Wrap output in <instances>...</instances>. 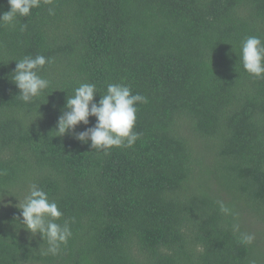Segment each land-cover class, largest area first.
Returning a JSON list of instances; mask_svg holds the SVG:
<instances>
[{
	"label": "trees",
	"instance_id": "16d2710c",
	"mask_svg": "<svg viewBox=\"0 0 264 264\" xmlns=\"http://www.w3.org/2000/svg\"><path fill=\"white\" fill-rule=\"evenodd\" d=\"M248 36L264 41V0H41L0 24V264H264V79L239 60ZM36 55L50 85L26 104L11 75ZM81 83L97 102L110 83L146 98L132 147L56 136ZM32 183L70 223L57 255L20 224Z\"/></svg>",
	"mask_w": 264,
	"mask_h": 264
},
{
	"label": "clouds",
	"instance_id": "9594fccd",
	"mask_svg": "<svg viewBox=\"0 0 264 264\" xmlns=\"http://www.w3.org/2000/svg\"><path fill=\"white\" fill-rule=\"evenodd\" d=\"M7 2L10 10L0 14V24L11 25L17 17H28L32 9L39 8L41 4V0H7ZM48 14L54 15V9L50 7ZM239 60L248 74L264 79V41L260 37L248 36L242 40ZM51 62V58L43 55L25 56L16 61L11 80L19 89L17 96L21 101L26 104L31 103L49 87L50 81L38 72ZM97 92L95 84L81 83L73 90L72 96H67L65 110L58 117L54 130L58 133L56 136L74 132L75 139L82 143L90 141V146L95 150L132 147L141 135L133 130L138 111L136 105L144 103L146 98L139 93L132 94L130 86L123 83L108 84L106 92L101 95L98 102L94 99ZM89 117L96 118L95 125L76 133L75 129L78 125L89 124ZM18 201L16 207L22 217L20 224L33 235L39 233L42 240L47 242L48 247L42 250V255H57L61 245L66 244L72 236L69 221L65 220L63 224L56 222L63 216L58 204L50 200L48 193L36 183L30 184L23 201L19 199ZM218 204L222 214L232 215V210L222 201ZM233 231H239L238 224L233 225ZM241 239L242 242L250 244L254 236L242 234Z\"/></svg>",
	"mask_w": 264,
	"mask_h": 264
}]
</instances>
